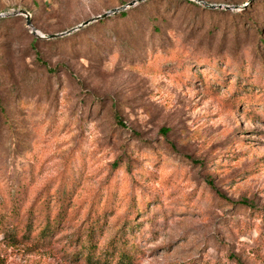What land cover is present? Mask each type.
I'll return each mask as SVG.
<instances>
[{"label": "rangeland", "instance_id": "1", "mask_svg": "<svg viewBox=\"0 0 264 264\" xmlns=\"http://www.w3.org/2000/svg\"><path fill=\"white\" fill-rule=\"evenodd\" d=\"M203 1L0 18L2 264H264V0Z\"/></svg>", "mask_w": 264, "mask_h": 264}, {"label": "water", "instance_id": "2", "mask_svg": "<svg viewBox=\"0 0 264 264\" xmlns=\"http://www.w3.org/2000/svg\"><path fill=\"white\" fill-rule=\"evenodd\" d=\"M145 1H147V0H135V1L131 2V3H129L128 5L123 6L122 8L112 10V11H110V12H108V13L102 15V16H98V17H96V18H93V19H91V20H88V21L84 22L83 24H81L80 26H78V27H76V28H73V29L67 31V32L64 33V34L53 35V36H44V35L40 34V33H39V32L33 27V25H32V21H31V18H30V16H29L28 12H26V11L19 10V11H16V12L10 13V14H0V18L13 17V16H25V18H26V20H27V23H26L27 26H28L29 28H31L32 33H33L37 38H40V39H49V40H50V39H54V38H57V37H63V36H66V35H70V34L76 32V31L80 30L81 28H85V27L91 25L92 23L98 22V21H100V20H102V19H105V18H107V17H109V16H111V15H114V14H116V13H119V12L125 11V10H127V9H129V8H133V7H135L136 5H138V4H140V3H143V2H145ZM189 1L197 2V3L202 4V5H204L205 7H208V8H210V9H222V8H227L226 6H222V5H210V4L206 3V2H204L203 0H189ZM227 9H228V8H227Z\"/></svg>", "mask_w": 264, "mask_h": 264}, {"label": "trees", "instance_id": "3", "mask_svg": "<svg viewBox=\"0 0 264 264\" xmlns=\"http://www.w3.org/2000/svg\"><path fill=\"white\" fill-rule=\"evenodd\" d=\"M146 2V1H145ZM144 3V2H143ZM140 4H142V3H140ZM127 15V13L126 12H121V14H120V16L121 17H125ZM3 19H0V21H2ZM100 22H102L103 23V21H100ZM101 23V24H102ZM46 227V226H45ZM51 230V228H49L48 226L46 227V228H44L43 229V231H42V233L43 234H46L47 233V231L48 230ZM87 231H88V229H87ZM89 232V231H88ZM5 239H7V244L9 245V246H15L16 244H17V239L16 238H14L13 236H7V238H5ZM123 239V238H122ZM118 242L119 243H121V245H122V240H121V237H119L118 239H117V244L115 245H111L110 247H113V249H112V253L114 252V251H117L119 254V256H118V258L117 259H119L118 261H117V263L116 264H130V262H129V260H127L128 259V256H127V254L126 253H124L122 250H118V248L119 247H117V245H118ZM123 246V245H122ZM95 246H94V244H92L91 243V241L89 240L88 241V243L84 246V250H87V249H89V253L87 254V255H84V254H80L81 255V258H86V260L87 261H89L90 263H92L93 261H95L94 260V257L90 254L91 253V250L94 248ZM121 249V248H120ZM104 256L105 257H110V258H108V260H106V261H108V262H110V261H112L111 260V258L112 259H115V254H109V253H105L104 254ZM98 260H100V258H98ZM97 260V263H99V261ZM96 262V261H95ZM0 264H2V260H0Z\"/></svg>", "mask_w": 264, "mask_h": 264}]
</instances>
